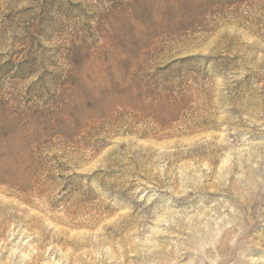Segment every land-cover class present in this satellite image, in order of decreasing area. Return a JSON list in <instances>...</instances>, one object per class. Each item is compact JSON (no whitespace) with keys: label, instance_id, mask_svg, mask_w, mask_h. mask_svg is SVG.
<instances>
[{"label":"rangeland","instance_id":"obj_1","mask_svg":"<svg viewBox=\"0 0 264 264\" xmlns=\"http://www.w3.org/2000/svg\"><path fill=\"white\" fill-rule=\"evenodd\" d=\"M0 264H264V0H0Z\"/></svg>","mask_w":264,"mask_h":264}]
</instances>
